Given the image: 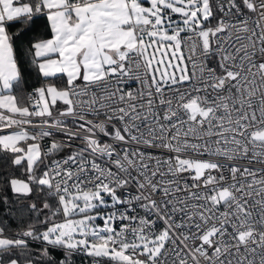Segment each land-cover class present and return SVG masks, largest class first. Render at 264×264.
Instances as JSON below:
<instances>
[{
  "label": "snow or ice",
  "instance_id": "1",
  "mask_svg": "<svg viewBox=\"0 0 264 264\" xmlns=\"http://www.w3.org/2000/svg\"><path fill=\"white\" fill-rule=\"evenodd\" d=\"M0 264H264V0H0Z\"/></svg>",
  "mask_w": 264,
  "mask_h": 264
},
{
  "label": "trees",
  "instance_id": "2",
  "mask_svg": "<svg viewBox=\"0 0 264 264\" xmlns=\"http://www.w3.org/2000/svg\"><path fill=\"white\" fill-rule=\"evenodd\" d=\"M10 31L15 33L16 29L11 28ZM45 31H46V29L44 26V21L43 20L37 21V24L33 25V28L31 31L25 33L24 36H22L20 39L16 40L14 47L16 49L17 56L23 58L24 54L26 52L28 41L30 39H32L35 35L43 34ZM21 66L24 69L25 79H26L28 85L30 86L29 87V90H30L31 86L37 85L35 72L31 70L30 65L27 63H25Z\"/></svg>",
  "mask_w": 264,
  "mask_h": 264
},
{
  "label": "built area",
  "instance_id": "3",
  "mask_svg": "<svg viewBox=\"0 0 264 264\" xmlns=\"http://www.w3.org/2000/svg\"><path fill=\"white\" fill-rule=\"evenodd\" d=\"M133 86H135V85L133 84Z\"/></svg>",
  "mask_w": 264,
  "mask_h": 264
}]
</instances>
